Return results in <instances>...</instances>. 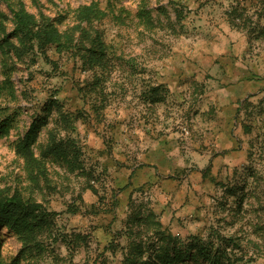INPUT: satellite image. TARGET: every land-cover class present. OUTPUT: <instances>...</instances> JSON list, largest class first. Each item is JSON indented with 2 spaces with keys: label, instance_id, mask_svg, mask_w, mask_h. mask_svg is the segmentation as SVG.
<instances>
[{
  "label": "rangeland",
  "instance_id": "374dc122",
  "mask_svg": "<svg viewBox=\"0 0 264 264\" xmlns=\"http://www.w3.org/2000/svg\"><path fill=\"white\" fill-rule=\"evenodd\" d=\"M13 196L0 264H264V0H0Z\"/></svg>",
  "mask_w": 264,
  "mask_h": 264
},
{
  "label": "trees",
  "instance_id": "16d2710c",
  "mask_svg": "<svg viewBox=\"0 0 264 264\" xmlns=\"http://www.w3.org/2000/svg\"><path fill=\"white\" fill-rule=\"evenodd\" d=\"M31 16L24 12L14 11V21L16 24V28L25 33L32 34V37H37L40 39L36 32H33L31 27ZM45 37L43 41L40 43H48L52 41L53 35L48 32L45 33ZM49 39V40H48ZM28 218V213H25V203L17 196L13 197H0V227L6 226L9 230L19 229V227L23 224H26ZM199 251L202 252L203 257H209V262L212 264H226L222 262V257L219 255L212 256V251L208 249V246L203 244L198 245ZM211 252V254H209ZM0 259H1V243H0ZM228 264H234L233 261L228 259ZM137 264L139 262H136ZM140 264V263H139Z\"/></svg>",
  "mask_w": 264,
  "mask_h": 264
},
{
  "label": "crops",
  "instance_id": "0c3cea01",
  "mask_svg": "<svg viewBox=\"0 0 264 264\" xmlns=\"http://www.w3.org/2000/svg\"><path fill=\"white\" fill-rule=\"evenodd\" d=\"M241 78L242 77L239 76L238 74H236V73L233 74V76H232L233 81L232 82L234 83V85H232L230 88L232 96H234L235 94H238L239 91L241 92L240 88L243 87L241 81H239Z\"/></svg>",
  "mask_w": 264,
  "mask_h": 264
}]
</instances>
